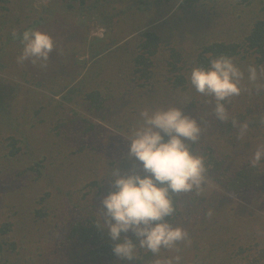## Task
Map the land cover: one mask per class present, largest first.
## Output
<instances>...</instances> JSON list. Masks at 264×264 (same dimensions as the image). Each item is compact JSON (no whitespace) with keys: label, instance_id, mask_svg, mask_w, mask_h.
<instances>
[{"label":"rangeland","instance_id":"374dc122","mask_svg":"<svg viewBox=\"0 0 264 264\" xmlns=\"http://www.w3.org/2000/svg\"><path fill=\"white\" fill-rule=\"evenodd\" d=\"M22 1L14 0L13 8L10 9H4L2 7L5 6L0 5V40H5L9 35L7 30L13 32L16 28L27 27L39 15L48 17L44 12L45 7H51L55 15L53 19L48 18V23L37 27V30L48 34L55 42V48L49 55L50 63L46 67H41L39 61L35 64L31 60L18 63L17 57L22 52L16 50L18 43H10L5 47L10 54L0 64V114L2 111L6 115L0 117V155L7 159L0 164V183L7 188L5 194L0 195V223L7 220L6 215H15L22 223H26L28 216L32 214L31 210L34 213L42 212V206L47 213H51L55 223L47 227V221L44 222L43 240H47L45 245L41 243L36 248L39 243L34 239L36 237L30 243L26 242L30 252L25 253L26 262L22 264H81L82 251L61 247L59 244L65 238H60L62 235L58 229L55 230V226L57 222L66 225L71 219H87L83 212L85 206L92 212L104 211L101 201L105 197H97L99 192L96 189L91 194V200L90 196L87 198L80 193L81 190L90 193V188H82L86 182L75 178L76 170L70 171V177L63 175L59 178L53 173L54 170L59 172L52 163L76 158L81 170L88 171L92 167H98L99 175L105 172L106 175H100L105 177L110 175L107 172L116 169L122 174L133 167L139 171L140 165L134 159L127 158L128 146L126 148L120 139L117 143L124 145L122 150L114 157H105L108 134L104 133V127H111L101 120L100 114L121 125L128 122L126 125L132 134L142 123L139 115L142 110L181 108L184 114L196 118L202 129L200 141L190 145L193 153L213 149L214 155L224 161L223 167L230 176L236 177L239 172L252 167V156L258 146L264 145V124H261V120H264V89L258 90L259 85L264 84V72L261 71L264 66L257 67L255 56L246 59V66L241 67L236 63L244 72L242 91L239 96L225 102L230 119L220 122L213 114L215 101L210 96L196 91L185 96L183 93L178 95L180 88L173 89V85L165 86L161 95H151L149 89L140 87L137 81L133 82L135 74L124 67L125 63L131 61L128 60L129 53L126 54L125 49L122 48L121 51L119 47H124L126 42H138L136 35L145 29H153L165 36L161 59L156 71L154 70V79L162 78L170 75L167 61L173 49L177 50L178 55L181 53L186 62L190 61V57L195 59L191 53L195 55L201 52V47L207 46L209 42V45L221 41L225 44L239 43L255 21L264 18V5L260 8L252 7L248 5L249 0H217L216 3L208 0L205 5L199 2L189 6L188 3L183 4L186 0H148L145 4H142V0H103L96 10L89 11L86 5L81 6L80 0H35L36 11L32 12L25 7L29 0H24L23 4ZM87 1L90 4L97 2ZM68 3L73 4L74 9L67 8L65 5ZM17 6H20V10L15 11ZM212 6L216 8L210 9ZM107 14L111 17V22L106 18ZM19 18L23 19V23H17ZM111 23L115 26V31L112 27L109 28ZM98 27L105 29L103 39L90 36ZM131 47L134 51L135 46ZM102 52L104 53L100 57L107 60L105 63L96 62V65L106 68L105 73L101 76L99 74L89 87H84L87 82H82L84 74ZM60 53L67 54L66 59L60 57ZM204 54L210 55L207 52ZM170 59L181 69L189 67L176 59ZM193 65H190L191 69L179 70L176 74L190 75ZM250 65L257 68L258 79L255 82L248 80L247 69ZM120 66L123 67L120 69ZM108 68L110 70L107 73ZM51 72L58 75L50 76ZM123 73L125 75L120 79L122 82H119L117 79ZM109 85L116 91L120 90V93L109 91ZM77 89L78 92L71 93ZM97 90L100 91V97L104 100L102 105L105 106L100 112L91 111V105L87 111L88 100L83 104L76 101L75 94H79L81 99L82 95H93ZM2 104H10V107L2 109ZM16 111L20 116L23 114L21 120L25 126L21 130H17L12 122L14 116L18 117ZM81 115L90 116L91 119L88 118L93 125L96 122L99 127L92 128L87 121L83 123L76 120ZM231 118H235L240 124L248 123V131L243 137L239 136V129L233 127ZM10 126L13 134H17L15 138L21 141L19 147L22 151L14 158L7 157L12 151L7 140L10 136H5ZM89 127L91 130H88ZM113 131L123 135L121 129ZM44 136L46 141L42 143ZM40 146L42 147L38 150ZM97 158L100 162L95 161ZM93 159L94 162L91 163ZM108 162L114 166L108 167ZM103 164L107 166L106 169ZM45 165L48 166L47 169L43 168ZM66 165L69 164L64 163L62 168H66ZM30 167H36L41 176L33 171L23 174ZM42 177L45 178L39 180ZM213 177L208 176V183L199 194L196 191L184 193L178 204L179 214L172 216L175 226L182 227L189 233L191 242H178V252L162 248L166 258L154 255L153 260H149L152 264L157 259H169L177 255L181 257L180 264L250 263L251 242L262 239V232H258L261 230V223L264 225V198H261L264 195V184L237 196L222 187L225 183L215 179L217 174ZM93 178L96 179L95 176ZM33 180L36 185L30 186ZM43 181L47 184L40 185ZM28 190H34L35 194L28 195ZM82 196L90 202H81ZM39 204L41 206L38 207ZM240 213L242 215H238ZM253 230L256 232L253 233ZM187 247L189 252L185 256ZM181 249L183 253L180 255ZM0 264H3L2 259ZM98 264L131 263L119 259V262L108 260Z\"/></svg>","mask_w":264,"mask_h":264},{"label":"trees","instance_id":"16d2710c","mask_svg":"<svg viewBox=\"0 0 264 264\" xmlns=\"http://www.w3.org/2000/svg\"><path fill=\"white\" fill-rule=\"evenodd\" d=\"M34 1L35 0H29V2L25 5V7H28L29 10L32 12L36 11L34 7ZM96 1H97L96 3L90 4L87 0H80V3H81V6L86 5V8L89 11H94L101 4L100 1H103V0H96ZM147 1L148 0H142L141 2L142 4H145L147 3ZM159 1H162V0H155V2H159ZM170 1L172 0H169V2ZM207 1L208 0H186L183 2V4L188 3V6H189L192 3L197 4L199 2H202V5H205L206 4L205 2ZM209 1H211V3L217 2V0H209ZM247 1L248 0H244V2H247ZM13 3H14V0H0V5L5 6V7H2L4 9L13 8L12 7ZM23 3H24V0L22 1V4ZM248 5L252 7L260 8L261 6L263 7L264 0H249ZM65 6L69 8L70 10L74 9V5L71 3H68ZM213 8H216V7L215 6L210 7V9H213ZM14 10L15 11L20 10V6H17ZM44 12L45 14L48 15V17H46L45 15L44 16L39 15L38 19L29 22L30 23L29 26L16 28L15 31L17 35L15 38L12 35L13 32L7 30V33L9 35L6 37L5 40L3 39L0 40V64L8 56V54H10L5 49V47L8 44L18 43V45L16 46L17 47L16 50L19 52L22 51L23 44L21 43V40H22L23 32L29 29L37 30L38 26L48 23L49 17H51L52 19L55 17L53 9L51 7H45ZM106 18L109 19L108 21L111 22L112 19L108 14L106 15ZM17 23L19 24L23 23V19L19 18V21ZM111 27H112V30L115 31L116 28L115 26H112V23L109 28L111 29ZM137 37L139 38L138 42H134V43L126 42L124 47L120 46L119 49H121L122 51V48H124L126 51V54L129 53L128 60L130 59L131 61L129 63H125L124 67H127L130 73L135 74V78H133V82L137 81L138 83H140L139 84L140 87H146L147 89H149L151 91L150 93L151 95H153V93H157L161 95L163 88L167 85H173V89L180 88L178 95L183 93V95L185 96L193 92L195 93V89L190 84V75L187 73H182V74H176V73L179 70L191 69V66H190L191 64H194L193 68L194 67H204L207 69L210 66V61L213 58L219 57L220 55H225L230 58H233L234 63L236 64L238 62L241 67L243 65L246 66L245 63L248 62V60H246L247 58H250L251 56H255L254 62L256 63L257 67H260L262 65L264 66V18L257 19L255 23L251 26L249 32L246 34V37L239 43L225 44L224 42L221 41V42H215V43L212 42V44L209 45V43H211L209 42L207 43L208 44L207 46L204 45L201 47L202 48L201 52L199 51L195 55L191 53V55H193L195 59L190 57V61L184 62L182 59V54L180 53V55H178L177 50L173 49V51H171L170 58L176 59L179 62H183L184 66L188 65L189 67L185 66L183 69H181V67H178L177 64L173 63L174 60H171L169 58L167 61V65L170 68L169 69L170 75H165L162 78H157V79H154L156 78L154 70L156 71L157 65L159 64L160 59H161L160 56H161V50H163V43H166V40L164 39L165 36L160 35L158 32H156L153 29H145L144 31H141L136 35V39ZM132 45L135 46L134 51L131 50ZM204 52L210 53V55L206 56ZM103 53L104 52L99 54L96 57L97 59L89 65L90 68L89 70L87 69L86 73L84 74V79L82 80L83 83L84 81L87 80V82H85L84 87H89L93 83V81L96 79V77H98L99 74H100L99 76H101L103 75V72L105 73L106 68L103 69L96 65V62L97 63H100V61L104 63L106 62L107 58L102 59V57H100ZM65 55L67 54L60 53V57L63 56L64 59H66ZM49 63H50V58L47 64ZM59 63H60V60H59ZM122 67L123 66H120V69ZM50 68L51 67H49V69ZM109 70L110 68H108L106 72L108 73ZM55 75H58V74L52 73V75L50 76H55ZM124 75L125 73L120 75L117 80L119 82H122L120 79ZM154 75L155 77H153ZM109 81L110 80H108V82ZM158 84L160 87H158ZM108 88H110L108 89L109 91H114V94L120 93V90L116 91L114 87H112L111 85H109ZM75 92H78V89L73 90L71 93H75ZM75 95L77 97V99L75 98L76 101H78L80 104H83V102L85 103L87 100L89 101V105L86 106L87 111L90 110V105H91V111L96 110L97 112H100V110L104 109L105 107L104 105H102L104 100L100 97V91L98 90L94 92L93 95L92 94L89 95L87 93L84 94V97L82 95L81 99H80L79 94H75ZM51 100L53 101L52 98ZM1 107L2 109L9 108L10 104H5V105L2 104ZM116 109L117 108H115V111ZM15 113H17V111ZM1 114H0V117L6 116L2 111H1ZM100 116H101V120L106 122L107 125L111 127V129L104 127V130H105L104 133L108 134L106 136L107 141L105 145L106 146L105 157L108 155V157L111 158V156L114 157V155L119 153L122 150L124 145L127 148L128 143H129L128 139L131 137L132 134L129 131L130 130L129 126L126 125L128 122H126L125 125L124 124L121 125L118 122L112 121V119H109L108 117L104 115L100 114ZM21 117H23V114L21 116L20 114H18V117L14 116V119L12 121L13 124L16 126L17 130H21L22 127L25 126L24 122L21 120ZM88 117L90 118V116L81 115L76 120L82 121L83 123H86L87 121V123L92 125V128L99 127L98 123L96 122H94V125H93L92 120H90L91 118L89 119ZM101 129L103 128L101 127ZM114 129L116 130L121 129L123 131V135L125 136L123 135L121 136L115 133L113 131ZM88 130H91V128L89 127ZM15 135L17 134L16 133L13 134V132L11 131V126H10L9 129H7V132L5 135V136H10V138H7V140L10 143V146L12 147L11 153L7 155V157L9 158H12V157L14 158L18 156L22 151V149L19 147V143L21 141L16 139ZM118 139H120L124 145L117 143ZM166 139L167 137H165V140ZM45 141H46V137L44 136V138L41 139V142L44 143ZM41 147L42 146H40L38 150H40ZM198 153H200L205 159L206 167L208 168V176L211 178H214L213 175L217 174L218 177L215 179L225 183V184H222V187H224L226 190H228L233 195L242 196L243 193H246L252 190L253 187H258L259 185L264 184L263 182L264 181V159H262L261 162L256 167L247 168L244 171L239 172L238 175H236L235 177V176H230L228 174L226 168L223 167L224 161L220 160L214 155L213 149H208V150L202 149V150L194 152V154L196 155H198ZM23 154L24 153H22V155ZM6 161L7 159H5L4 156L2 157L0 155V164H3ZM95 161L100 162L99 158H97ZM92 162H94V159L91 160V163ZM64 163L69 164V165H66V168H62V165ZM111 163H113V161ZM111 163L108 162V167L114 166V164H111ZM52 165L54 166L56 170H58L59 173H57L55 170L53 173L57 174L59 178L63 175L70 177L71 176L70 171L73 169L76 170V172L74 173L75 178L78 181L86 182L82 188H90V193H86L84 190H81L80 193L82 192L87 198L88 196H90V200L92 199L91 194L94 189H96V191L99 192L97 194V197L99 198L103 196L106 197L109 194V192L115 191V189L112 186L111 172L110 173L107 172V174L108 175L110 174V175L105 177V176H100L102 174L106 175L105 172H101L99 175V172H97L98 167H94V168L92 167L88 171H86L85 169L81 170V167H79V162L76 158L74 159L72 158L70 160L62 161L59 163L54 162L52 163ZM69 166L73 168L70 169L68 168ZM102 166L104 169L107 168L105 164H103ZM43 168L47 169L48 166L45 165ZM94 170L95 172H93ZM30 171L36 172L37 174H39V176H41L40 171L36 167H33V169L32 167H30L27 172L23 171V174H27ZM49 173H51V171H49ZM93 176H95L96 179H94ZM44 178L45 177H42L39 180H42ZM210 180L213 181L214 179H210ZM34 184H35L34 180L30 182V186L31 185L33 186ZM43 184L46 185L47 182L43 181L42 183H40V185H43ZM6 189L7 188H5V186L0 183V195L5 194ZM32 194H35V191L28 190V195H32ZM85 196H82L80 198V201L89 203L90 201L88 199L87 200L84 199L86 198ZM182 197H183V194H181L178 197H175V196L173 197L175 208H176V212L174 214L177 213L176 216L179 214L178 204L181 201ZM261 198H264V195H261ZM39 206H41V204H39L38 207ZM88 208H89L88 206H85L83 208L85 217H87V219L85 220L71 219L70 220L71 222L67 223L66 225H60V223L57 222L56 224L57 226H55L56 227L55 230L56 229L59 230V233H61L62 235V237L60 236L61 239L65 238V240L61 242L59 245L61 247L64 246L68 249L69 248L70 249L77 248L78 250L80 249L82 251L81 264H98V263H103L104 261H108V260L111 262L115 260L119 262V258H117L113 253V247L116 243H122L123 240L121 239L115 242L112 241L110 239L107 229L102 227V216L105 210L92 212V211H89ZM31 211H32V214L28 216L26 223H22L20 220L16 218L15 215H9V216L6 215L7 220L0 223V255H1L0 259L3 260V264H22L23 262H26L24 258L25 253L30 252L29 250L30 247L26 246V242L30 243L34 237H36L34 239H36L39 242L36 244L35 246L36 248H38L41 243L44 245L47 243V240H43V237L45 235L44 233L45 223L44 222L45 221L48 222V223L46 222L47 227L55 225L53 221V216L51 215V213H47V211H45L43 206H42V212L37 211L36 213H34L33 209ZM238 215H242V214L240 213ZM242 219H243V216L241 217V220ZM168 222L172 223L173 226H175L174 220H172V217L168 218ZM99 224L101 226H99ZM260 229L261 230L258 233L262 232L260 233V236L262 235V239L252 240L251 247H249V249L252 250L251 251L252 260L250 261L249 264H258L261 262L264 263V239H263L264 238V225L263 223H261ZM254 232H256V230H253V233ZM124 235H127L128 238L132 239L134 244L136 245L139 244V241L135 238V236L131 232L127 234L122 233V237ZM185 250H186L185 256H187L189 252V248L187 247ZM182 253H183V250L181 249L180 255ZM153 256L154 254H152L151 252L137 247L135 258L129 262L131 264H152V262L149 260L152 259ZM157 257L166 258L165 251L161 250ZM184 264H187V263H184ZM188 264H203V263L198 262V263H188Z\"/></svg>","mask_w":264,"mask_h":264},{"label":"clouds","instance_id":"9594fccd","mask_svg":"<svg viewBox=\"0 0 264 264\" xmlns=\"http://www.w3.org/2000/svg\"><path fill=\"white\" fill-rule=\"evenodd\" d=\"M105 29L98 27L90 36L104 38ZM13 37L16 32L13 31ZM23 49L17 62L31 60L46 67L50 53L55 48L53 39L39 30H26L22 34ZM264 72V69H261ZM248 80L258 79L257 68L247 69ZM244 72L234 63L233 58L220 55L210 61V66L194 67L190 73V84L195 91L214 99L213 114L220 122L229 121L225 102L241 94ZM264 89V84L258 90ZM142 123L133 130L128 143L127 158L135 160V167L126 173L119 169L111 172L115 191L101 201L105 210L102 227L106 228L112 241L123 240L113 247L114 255L121 260L135 258L137 247L158 255L161 249L179 251L178 242L190 243L189 233L182 227L168 222L176 212L173 197L196 191L199 194L208 183V168L202 155L192 152L190 145L198 143L202 129L200 122L181 108L149 110L140 112ZM233 127L243 137L248 123H238L231 118ZM264 124V120H261ZM165 137L167 139L165 140ZM264 159V145L258 146L250 165L256 167ZM99 226H101L99 224ZM131 232L139 241L136 245L127 235ZM179 255L169 259H157L153 264H180Z\"/></svg>","mask_w":264,"mask_h":264}]
</instances>
